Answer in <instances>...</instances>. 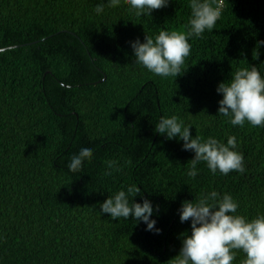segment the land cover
<instances>
[{
    "label": "trees",
    "instance_id": "trees-1",
    "mask_svg": "<svg viewBox=\"0 0 264 264\" xmlns=\"http://www.w3.org/2000/svg\"><path fill=\"white\" fill-rule=\"evenodd\" d=\"M96 3L0 0V264H171L191 232L178 209L212 190L230 194L239 215L264 214V127L217 115L216 91L240 68L264 74V46L253 59L264 40V0H224L214 29L189 39L176 78L134 63L129 42L186 32L189 0L140 17L123 0L99 13ZM172 115L193 137H235L245 173L212 175L201 162L188 177L194 153L154 131ZM82 144L92 157L69 170ZM110 160L119 170L105 175ZM131 184L158 208L151 218L159 234L100 213V203ZM235 256L232 264L245 259Z\"/></svg>",
    "mask_w": 264,
    "mask_h": 264
},
{
    "label": "clouds",
    "instance_id": "clouds-1",
    "mask_svg": "<svg viewBox=\"0 0 264 264\" xmlns=\"http://www.w3.org/2000/svg\"><path fill=\"white\" fill-rule=\"evenodd\" d=\"M137 17L150 16L157 9L169 5L170 0H123ZM105 3L113 7L121 0H97L94 11L99 13ZM191 10L186 32L160 31L154 37L146 35L144 41L139 38L130 41L135 57L134 63L161 78L177 77L181 66L191 53L190 38H202L203 33L212 31L221 17L223 4L217 0H189ZM264 40L257 41L253 59H258L259 49ZM216 91L222 95L218 101L217 115L227 117L233 126L243 127L247 122L253 127H264V74L256 67H243L236 70L228 80L218 83ZM191 125H186L178 115L161 117L155 124L154 131L166 140L183 141L182 148L194 153L187 170L188 177L195 179L201 162L206 164L212 175H228L231 171L244 174V156L237 151L235 137H228L223 143L216 138L204 139L190 134ZM93 148L80 145L71 152L66 160L69 170H79L86 159H90ZM116 161H108L105 175L118 171ZM141 195L137 184L126 186L114 195L108 196L99 204L101 214L111 219H128L136 223L143 222L146 231L156 234L161 229L152 219V202L142 196V203L133 198ZM194 201V202H193ZM239 204L230 194L221 195L215 190L202 198L182 202L178 209L181 223L190 222L191 232L181 237L178 255L171 259V264H232L236 259L235 250L244 253L241 264H264V214L248 218L237 214Z\"/></svg>",
    "mask_w": 264,
    "mask_h": 264
},
{
    "label": "built area",
    "instance_id": "built-area-1",
    "mask_svg": "<svg viewBox=\"0 0 264 264\" xmlns=\"http://www.w3.org/2000/svg\"><path fill=\"white\" fill-rule=\"evenodd\" d=\"M221 2L223 3V2H224V0H218V1H217V3H221Z\"/></svg>",
    "mask_w": 264,
    "mask_h": 264
}]
</instances>
